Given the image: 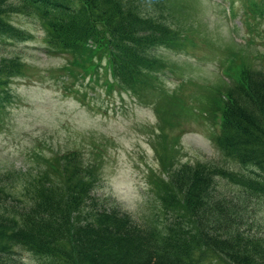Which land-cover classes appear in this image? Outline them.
<instances>
[{
    "label": "rangeland",
    "instance_id": "374dc122",
    "mask_svg": "<svg viewBox=\"0 0 264 264\" xmlns=\"http://www.w3.org/2000/svg\"><path fill=\"white\" fill-rule=\"evenodd\" d=\"M164 1L176 41L154 48L156 78L141 74L128 83L118 82L98 54L49 53L36 15L6 16L26 36L0 39V59L19 61L0 114V173L17 174V192L27 169L75 153L93 171L94 194L141 222L155 211L153 222L164 231L175 210L161 197L169 173L184 163H232L216 145L224 90L241 68L264 69V0ZM216 180L222 196L243 192L239 182ZM242 213L264 230V197L248 201ZM183 221L193 229L189 216ZM10 250L20 264L46 259L24 244ZM195 257L226 264L206 249Z\"/></svg>",
    "mask_w": 264,
    "mask_h": 264
},
{
    "label": "trees",
    "instance_id": "16d2710c",
    "mask_svg": "<svg viewBox=\"0 0 264 264\" xmlns=\"http://www.w3.org/2000/svg\"><path fill=\"white\" fill-rule=\"evenodd\" d=\"M21 12L40 19L48 51L76 56L81 48L105 57L121 83L156 78L154 48L176 41L164 0H0V39L26 38L6 17ZM4 59L0 114L19 63ZM224 94L216 145L233 164L184 163L170 172L161 197L175 210L164 231L153 222L155 211L141 222L94 194L93 171L72 153L27 169L20 192L12 185L17 174L0 173V264H20L10 250L17 243L44 255L41 264H200L195 254L204 249L226 264H264V230L242 213L248 201L264 197V69L241 68ZM217 175L239 182L243 192L222 196Z\"/></svg>",
    "mask_w": 264,
    "mask_h": 264
}]
</instances>
